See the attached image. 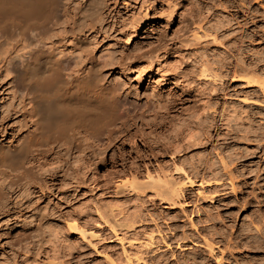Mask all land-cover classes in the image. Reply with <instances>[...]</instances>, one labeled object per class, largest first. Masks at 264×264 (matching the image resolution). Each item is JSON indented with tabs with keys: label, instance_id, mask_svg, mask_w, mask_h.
Segmentation results:
<instances>
[{
	"label": "rangeland",
	"instance_id": "374dc122",
	"mask_svg": "<svg viewBox=\"0 0 264 264\" xmlns=\"http://www.w3.org/2000/svg\"><path fill=\"white\" fill-rule=\"evenodd\" d=\"M59 1H60L59 2L60 4L57 7L58 9L56 10V17L53 18V21L50 24H48V26L41 28L40 34L37 37L38 40L35 41L34 43H32L31 45L30 44L28 45V43L26 41L21 40V36L18 34H15L12 32H10V33L5 32L2 34L0 33V117L2 115V120L0 118V143H7L8 140H10L12 137H16L17 134L19 133V131L21 130L20 127H21L23 122L20 123L19 121L20 120L23 121V118H24L23 110L29 106L27 104L26 93L23 92L21 90L20 86L18 85L19 83L17 81L18 80L17 74L20 71H24L26 73L29 72V74H30V72L34 70V65H33L34 58L42 52L43 53H54L56 55V58L58 57L62 62L64 61L63 63L65 64V73L67 75L68 74H75L77 71L81 72L84 69L86 70L87 67H91L92 63L100 64L101 72L103 74V78L101 80V83L105 84V85L113 86L115 88L117 94H118L117 96H119V98L122 100V104H123L120 108V111H119L120 119L116 122L117 124L115 125V131H116V129H118L117 125H119L120 121L124 119L127 122L130 121V123L127 124V126H129V124H130V126H129V128L128 127L126 128L125 132H127V131L128 132L123 133V134H125V136L127 134H129V135H127L125 137V140H119V141H118V139L116 140L117 142L114 143L115 145H117V149H116V146L114 144H110V145L105 144L106 141L104 142L105 136H103V134H104V132H103V134L101 133L102 135L101 134L97 135V138H95L97 140V142L95 141V139L89 140L90 145H92L91 147L90 146L89 147L91 149H93L92 151H91V149L86 150L85 148L84 149L82 148L78 152L77 151L73 152V154L70 155L71 157L70 156L66 157V159L70 163V164L68 163V167L71 165L70 166L71 171L74 170L73 166H74V168H76L75 170L77 172L79 170L78 175H79V173H80V175H79V178L78 177L77 178L80 180H77L76 174L73 175L70 173V169L67 166L63 167V164H60V162L64 163L62 161L63 158L60 157L61 155L57 156L54 153L47 154L44 158L45 163L44 164L42 163L44 166L42 165L41 171L40 170H38V171L41 172V174H43L44 176H46V179H48V181L50 182L51 187L54 186V188L52 187L53 188L52 189L49 187L48 191L42 190V192H43V195H42V192L39 191L38 187H35L36 190L35 189L34 190L29 189L28 190L29 193L32 194V195H30V194H28V192L26 193L24 191L23 187H21L20 185H17L16 190L12 191V192L10 191V194L6 197L7 202L4 203L5 200L3 201L2 206L4 208L3 207L1 208V206H0L1 213L4 209L3 213L2 214L0 213V264H5V263H7V264H16L17 263V264H19L20 261H22V263H20V264H25V263L27 264L28 262H29L28 264L31 263L30 260L29 261L26 260V256L28 257V255H30L32 252L37 253L39 251L37 249L38 244L36 243L37 238H34L35 234H36L35 228H36L37 224H35L36 222L33 220L34 217L32 216V212L34 209L37 208V206L39 207L40 205H41L40 206L41 208L44 205L43 208L44 209L46 208V211L49 210V214L46 213L44 210L45 215L47 214L48 217H47V215L45 216L46 221L44 220V222H43L44 224H42L44 227L41 226V229L42 228L45 229V230L42 229V231L45 234V241L43 242L42 247H45L46 249L48 248L47 249L48 251H46V249L45 250L43 249V250L45 251L46 256H51L52 259L55 258V260H57L56 258H58V257L61 258V256H62L61 260H59V258H58V261L68 260L69 264H106V262H107L106 257H108L110 255L111 257H113V259H115L114 256H116V259H119V260L121 258L122 259L121 263L125 264L126 263L125 256H122V255H132L131 258H132V261L134 263L131 261L130 264H151L153 262V260L151 261V259H149V261L147 263L149 256H153V255L155 256L156 255L157 256V258L155 256V260L157 259L156 261H160L166 257L165 259H167V264H175V260H181L182 258H184L186 256H192V254H199L202 256L207 255L205 252L206 250L203 247L202 239L200 238L201 236H199V235H198L199 237L196 236V233H195V230L193 229V227H190V229L187 228V227L191 226V225H189V223H191V222H189L187 220V218H185V217H189L188 219L190 221L194 220L193 223L196 224L195 225L196 229L199 227L200 228L204 227V226H206V228L210 229V227H209L210 225L211 226L217 225V227H218L219 224H221L225 221V213L223 211L227 210V209H226V207L223 206L224 200H226V199L229 200V198L231 197V195L229 194L230 192L227 189L224 190V188L222 187V190L213 191L209 187H207L209 189H206L205 186H201V188H200V186L197 187V185L193 186L194 189L192 188V186H190V188H191L190 189L189 186L187 184H185L184 185L186 187V189L184 187V195L185 196L183 198H179L178 200L179 201H180V199H182L183 201L186 200L185 203L189 202V204H186V205L184 203L181 204L182 205L181 208H185V206H186L185 212L184 211L182 212V209L180 208L181 205L179 206L178 204H176V206L174 205V207H171V206L169 207L168 203H166L165 201H162L160 198H158L154 195L156 197L155 198L153 196L152 191H150L149 189H146L147 191L144 190V192L140 191L142 189H135V190H137V192L134 190L135 192L131 191V193H130V190L125 191L121 188L120 189V190H122L121 193L123 192V194H121L120 190H119L120 186H118L117 184H118L119 179H123V180L126 179V181L127 180L129 181V180H131V177L133 175H137V174H138L137 177L139 176L138 180L140 182H142V181L146 180L145 176H147L146 174H148V172L153 173L154 175L153 174H151V175H153L154 177L157 175L163 176L165 173L168 175V177L170 175V179L174 178V180L176 179L177 181H183L184 182L185 175L183 172L178 173L179 171H175L174 169H168L167 167H169V168L173 167L174 168V164L175 163L179 164L178 160H181L182 164H184L182 166H184V168L187 169L186 171H187V173L189 172V175H190V173L191 174L192 173L197 174L198 172H199L198 175L203 174V172L209 173V171L207 169H206L207 171L204 169V168H206V165L200 164L199 162L202 160L208 159L209 162H210V160L212 161L211 164L215 163L214 161L216 160V164H217L219 157L216 155V152L217 153L220 152V150H218L217 147H225V150L230 148V149H228V151H230V152L231 151L241 152L240 150L238 151V150L233 149V147H236V145H238V144H241L240 145L241 147H243V146L245 147L246 144H251V142L242 141L240 139L239 140L237 139L238 141L232 140L234 138L229 139V141H227L228 139H225L224 140L225 142H224L222 139L225 137L224 136L225 130L228 131L231 129L230 127L226 128L225 123H226V121H228L227 125L228 126L230 125L231 127H235V124L236 125L241 124V125H243L242 127H245V128H246V124H249L248 126L253 127V129L260 127L262 124H264V116H262V114L264 113V99H263V97L261 96L262 98L257 100V98L254 96V93H253L254 88L248 87L245 84L244 79L243 80L242 79H235L234 80V79H232L231 76L223 77V78H221L222 79L221 81H220V78L216 79V80H213L212 78L211 79L210 78L204 79V77H202L198 74V68H199V65L201 64L202 60L203 59H204L203 61L206 60V57L205 58L202 57L203 55H208L207 59L208 58L210 59L209 60L210 62L208 61V64H210L209 67L214 66V67H212L214 70H216L215 68L218 67V64H217L218 61L221 59L222 60L224 59L221 57V55L223 57H226V58L230 57L231 60L229 59V61L233 62L234 65H235L234 61H236L237 58H240V56L243 57L244 60H246L247 58L253 57V56H258V55L253 54V53L255 51L260 52L264 48V44H262V43H264V38L263 39L262 38L261 39L256 38L252 42H251V39H246L244 41V43H241L240 40L242 38V34L248 33V31H251L254 27L246 19V18H248L247 16H249V17L250 16H256L255 18L258 19L259 18L258 16H261L262 15L261 12L264 10V5H263L264 0H262V1L261 0H258V1L251 0L249 3H247V4L245 3V5L241 2L242 6H239L237 4H232L231 0L230 1L229 0L228 1L227 0H116V1H114V3L116 2L115 3L116 5L113 3V0H108L109 2L107 0H104L106 2V5L104 2L103 11H102L104 15H102V16H103L104 22H105L104 26L107 25L106 29H107V27H109L108 28L109 31H108V29L106 30L105 27L103 26L105 31L102 29L100 34L98 33V35L96 34L93 36L94 40H93V38H92V40L94 42L91 40L89 42V44H92V43L93 44L91 46L90 45L88 46V48L91 51L90 55L85 54V52L82 49L72 47L69 43L67 44V42L61 43V42L57 41L56 37L53 38V35L57 31L58 26L60 25V23L65 18V13H67L68 11L70 13L72 12L73 9L69 8V7L70 6L74 7V5H76V3H77V2H75L77 0H59ZM69 4H71V5H69ZM104 7H106V8H104ZM104 12L106 13V15ZM107 17H108V19H107ZM133 17H134V19L135 18L137 19V17H138L137 20H139V18H140V25L136 29L137 31L135 29H131L130 28L131 23H128V21H127L129 19H132ZM234 18H235V20H234ZM134 19H132V20H134ZM243 19L244 20L246 19V20L244 21ZM132 20H129V22H132ZM219 21H220V23H218ZM125 22H127L128 24H126ZM223 22H225V23L227 22L226 24H228V25H225V23H223ZM112 23H114V24H112ZM215 23H218L221 25L223 23V25H225V26H220L221 28H219L217 31L216 30L214 31V28H212V25L215 26ZM125 27H126V29H125ZM216 28H218V27L216 26ZM257 28H258V26H257ZM246 29H248V31H246ZM11 30L13 31L14 28ZM128 31L130 33L131 32L132 33L130 34ZM104 32L106 35L105 34L103 35ZM204 33L208 34V38H206L204 36L205 35ZM195 34H199V36L201 35L205 38L202 39V37H201L200 40L198 39L199 41L197 39H194V41H193L192 38ZM209 34H211L212 36L210 37ZM50 35H52V36H50ZM99 35H102V36H99ZM213 35H215V36L220 35L219 37H220V39L222 37L223 41L221 42L220 39L218 41H220V43H223L221 45H224V46H221L220 43L218 45V43H217L218 41L216 42L213 40ZM49 36L52 38H50ZM127 36L129 37L128 41H127ZM237 38H238V40H237ZM212 40L214 42H212ZM183 42H185L187 48H185V44ZM180 43L182 46L180 45ZM192 43H193V45H192ZM254 44L255 45L259 44L260 46L254 47ZM159 45L162 48H159L160 50L159 49L157 50V47H159ZM164 45H166V46H164ZM167 45H168V47H167ZM201 47L206 48V49H202ZM260 47L262 49H260ZM155 48L157 51L155 50ZM178 48H179V50H178ZM194 48L198 52H196L194 50ZM77 49H79V50H77ZM153 49L158 54V55H156L157 57L155 56V51H153ZM185 49L186 50L189 49V50L186 51ZM208 49L210 51H208ZM151 50L153 52L152 55L154 54L153 56H155L156 59L155 58L153 59L152 56L151 57L148 56L150 54ZM170 50H171V52H170ZM201 50H203V51H201ZM184 51L187 53H185ZM190 51H192V52H190ZM194 51H195V54H194ZM200 51H201V53H200ZM181 53H183V54H181ZM191 53H192V55L194 54L196 56L193 55L190 57ZM218 53L221 54L220 57H219ZM184 54L185 55L189 54V56L187 55V57H185ZM234 55H236V56H234ZM180 56L182 57V59ZM183 56L186 58V60L185 59L183 60V58H184ZM192 57L196 58L197 60L193 59ZM200 57H202V58H200ZM149 58L150 59L152 58L151 60H153V61H151ZM190 58L192 60H190ZM226 58H225V60H228V58L227 59ZM233 58H235V60ZM253 58H251V59H253ZM175 59H176V61H175ZM180 59H181V61H180ZM173 60H174V62H173ZM192 61L197 62V63H193ZM183 63H185V64H183ZM262 63L264 64V62H262ZM186 64L188 66L189 65H191V66L188 67ZM194 64L196 67L194 66ZM177 65L179 66V68ZM181 68L182 69L184 68V69L182 70ZM187 68H189V69L191 68L190 71H188ZM168 69H170V71L171 70L172 71L170 72ZM195 69H196V71H195ZM224 70L225 69H223V71ZM181 71H182L183 75H182V73L178 74ZM193 71H194V73H193ZM176 72H177V75L175 74ZM187 75H189V76H187ZM182 76H185L187 78L182 77ZM192 76L194 77V79H191V78H193ZM181 78H182V80H181ZM225 78H227V79L225 80ZM199 80H202V81H199ZM210 80H211V83H210ZM223 80H224V82H223ZM187 81L188 82L190 81L189 84ZM218 81H220V84L218 83ZM208 82L210 84L213 83L214 85H209ZM215 83H216V85H215ZM217 84H219V85H217ZM191 86H193V87H191ZM210 86L211 87L213 86L215 89L216 88L217 89L215 90L212 88L213 90H215V91H212ZM221 86H223V87H221ZM200 88H201V90H200ZM195 90H196V92H195ZM181 91L182 92L184 91V92L182 93ZM197 91L200 93H198ZM203 92H205V93H203ZM225 92H227L229 94H227ZM216 94L218 97L214 96ZM218 94H220V96ZM222 94H224V96ZM245 94H247V95H245ZM176 95H178V96H176ZM192 95H194V97ZM197 95H201V96H197ZM181 96L184 98L182 99ZM192 99H193V101H192ZM197 99H199V100H197ZM200 99H201V101H200ZM215 100H217V101H215ZM161 101L168 102L169 105L167 103L165 104ZM171 101H173V102H171ZM178 101H180V102H178ZM212 101H214L215 104ZM190 102L191 103L194 102V103L191 104ZM260 102H263V103H260ZM212 103L215 105V107ZM26 104H27V106H26ZM162 104H165V107H166L165 109H164V105L162 106ZM195 104H197V105H195ZM201 104H202V106H201L202 109L200 108ZM186 105H188V107ZM250 105H251V107H249ZM157 106H159L158 107L159 111L157 109ZM160 106H162V107H160ZM173 106L175 108L177 107L179 109H177V108L175 109ZM178 106H181V107H178ZM194 106H195V108H194ZM219 107H220V109H219ZM225 107H226V109H225ZM232 107L233 108L235 107L234 111H236L237 113H241L240 116L236 112H234L233 110L230 109ZM192 108H194V110ZM236 108H237V110H236ZM240 108L242 110L244 109L246 111L245 112L241 111ZM156 109L158 112L156 111ZM166 109L169 111L165 112ZM183 109H184V111H183ZM195 109H199V110H195ZM223 109L226 111H224ZM5 110H7L8 112ZM161 110H163L166 114V115H164L166 117L164 119L165 121L161 119V115H162L161 112L164 113ZM191 110H193V111H191ZM200 110H202V111H200ZM216 110H218V111H216ZM3 111L8 113V114L6 115V113H4L6 116H3ZM181 111H182V114H181ZM220 111L222 113H220ZM229 111L233 112V115L236 119H237V117H241V116L245 117L247 115L246 113H248V115H251L254 117L252 120L253 122L251 121V123H250L247 120L244 121V119L243 120L241 119L242 120V122H241V120L239 118L236 120L234 117H231L233 115H231L232 113L230 114ZM201 112H203V113H201ZM155 113H157V114H155ZM189 113H190V115H189ZM192 113H195V114H192ZM196 113L198 114V116H196L197 115ZM205 113H208V115H210V116H208ZM154 114H155V116H154ZM172 114L174 117L172 116ZM253 114L254 115L257 114V115L254 116ZM223 115H225V116H223ZM229 115H230V117H229ZM236 115H237V117H236ZM22 116H23V118H22ZM188 116L191 117V120H190V117H188ZM201 116H202V118H201ZM226 116H228V117H226ZM168 117H171V118L169 119ZM156 118L157 119L160 118L159 120H161V123H160V121L158 122V120H156ZM180 118H182V119H180ZM196 118H199V119H196ZM204 118H206V120H205L206 123H204L205 121H201V119L204 120ZM223 118L226 120H224ZM175 119H176V121H175ZM194 119H196V120H194ZM166 120H168L170 122H168ZM171 121H173L172 124H171ZM179 121L181 123H179ZM190 121H191V123H190ZM195 121H197V122L193 124V122H195ZM221 121H222V123H221ZM156 122L159 124H156ZM200 122L203 125L198 127L199 125H201ZM152 123H154V124H152ZM162 123H164V125H162ZM167 123H169L170 126H168L169 124H167ZM174 123L178 124V128H177V124L174 125ZM218 123L223 128H225V129H223L222 127L219 128L220 130H223V131H220L217 128V126H219ZM179 124L181 125L180 127H179ZM182 124H184V125H182ZM196 124H197V126L194 127ZM185 125L187 127H185ZM214 125H216V127H213ZM183 126H184V129H183ZM190 126H192V127L190 128ZM17 127H18V131L16 129ZM172 127H173V129H172ZM175 127H176V130H174ZM165 128L169 129V130L167 131ZM185 128H187V129H185ZM192 128H194V129L197 128L195 130L193 129L196 132H194V133L191 132V131H193ZM181 129H183V130H181ZM215 130H216V132H215ZM171 131H172V133H175L174 131H178L179 134L176 132L175 133L176 136L174 135L175 136L174 137L171 134ZM201 131H202V133H201ZM180 132L182 133V135L184 134L183 137L185 138V140H186L187 134L190 133L189 135H191V133H193L194 135L193 134L191 135L193 137V138L191 137L192 139L187 136L188 141L187 140L185 141L183 139V137L180 138L182 136ZM219 133H221V135H219ZM14 134H15V136H14ZM162 135L164 136V138H166L169 141V143H168V141H166V144H165V139L163 141V139L160 138V137L163 138ZM166 135H167V137H166ZM171 135L173 137V140L170 139V138H172ZM203 135L208 136L209 141L206 142V140H204ZM217 135L219 136V138H217L218 137ZM130 136L133 137L134 139L131 138ZM221 136H222V138H221ZM98 138H100L101 140L100 139L98 140ZM189 138L192 141V143L189 140ZM194 138L196 141L194 140ZM158 139H161V140H158ZM179 139L181 142L179 141ZM210 139L213 142L211 141V143H210ZM215 139H217V141ZM171 140L173 141L172 143H170ZM176 140L179 142V143L176 142V144L182 143L179 145L181 147H183V145H184V147L187 146L188 143H191L194 146H192L191 144L190 145L188 144L189 146L185 147L186 151H184V148H181L177 145L180 148V149H178V147H177V150H181L182 152L181 151L174 152L173 149H170L171 146L169 144L175 143L174 141H176ZM193 140L196 143L197 142L200 143L201 145L198 143H197V145H196V143L193 144ZM198 140H200L202 142H200ZM126 141H128V142H126ZM155 141H157V142H155ZM161 141H162V144L164 142L163 145H161ZM183 141H185V142H183ZM143 142H145V144ZM186 142H188V143H186ZM205 142H206V144H205ZM94 143H95V146L93 145ZM216 143L218 144V146ZM221 143L224 144L225 146L224 145L220 146V145H222ZM235 143H236V145H235ZM152 144H155V145L152 146ZM156 144H157V146H156ZM106 145H108V147ZM227 145L228 146L230 145V146L227 147ZM100 146H102V147H100ZM104 146H105V148H104ZM165 146H167V147H165ZM112 147H114V149ZM168 147H170V148H168ZM102 148L106 149V151L102 150ZM161 148H163V152L161 151L162 150ZM207 148H208V150H207ZM82 150H84V151H82ZM156 150H158V151H156ZM169 150L170 151L173 150L171 152L172 154H169L170 153ZM204 151H206V152L208 151L207 152L208 154L206 152L204 153ZM112 152H114V153H112ZM178 152H180V153H178ZM230 152H228V153H230ZM258 152H260V151H258ZM258 152L256 150V156H259V157H254V156L249 157V158L245 159V164L246 165H252V166L258 164L261 166V168H264V156L260 155L262 153V151L260 153H258ZM176 153H178V154L176 155ZM228 153L227 152L223 153V155H226ZM85 154L88 156H86ZM203 154H205L204 157H208V155H209V157L211 156L212 158L210 157L211 159L210 158L204 159ZM194 155H195V159L193 157ZM199 155H201V157ZM170 156L171 157L173 156V157L171 158ZM183 156H185V157H183ZM196 156H197V159H196ZM186 157H187V159L189 157L190 158L192 157L194 159V161L192 158H191L192 160L189 158L188 160H186V162L188 161L189 165H188V163L186 165V162H185ZM198 157H200V159ZM57 158L60 160H58ZM176 158H178V159H176ZM174 159H175V161H174ZM189 160H190V162H189ZM198 160H200V161H198ZM173 161H174V163H173ZM191 161H193V162H191ZM133 163H135L136 165ZM195 164H198V166H197L198 170H197V168H195L196 167ZM60 165H62L63 170L65 169V167H67L66 168L67 171L64 170V172H63L64 174L66 173L67 176L64 175V176H66L64 178L63 173H59L60 175L58 174L57 178L49 177V173L50 174L53 173L50 171H54V169H55V171L60 170V167H61ZM191 165H193V166H191ZM194 165H195V167H194ZM136 166H138V167H136ZM217 166H219V164H217ZM160 167H161V170L163 169L165 171L164 173L159 170ZM163 167L165 169H167L168 171L166 172V170ZM186 167H188V168H186ZM138 168H140V169H138ZM146 168H148V169H146ZM148 170H150V171H148ZM172 170H173V172H172ZM200 170H202V171H200ZM55 171H54V173H55ZM170 171L173 175L170 173ZM196 171H198V172H196ZM42 172H44L45 174ZM47 172H49V173H47ZM132 172H133V175H132ZM200 172H202V173H200ZM47 174H48V177H47ZM68 174L69 175L71 174V177H69ZM181 174L184 176H182ZM194 174H192V175H194ZM262 174H263L262 178H264V172ZM176 175L179 176V178H176L177 177ZM72 176L75 179H73ZM238 179L242 180L241 177ZM238 179H237V181H239ZM51 180L54 183H52ZM73 180H75L76 182ZM60 181H63V182H61V184H60ZM77 181L78 182L80 181L81 184L79 185L80 182L78 183ZM261 182L259 184L263 185ZM64 183H65V186H64ZM58 184H60L62 186H60ZM56 185L59 188L56 189V187H57ZM117 186H118V188H117ZM202 187H204V189ZM21 188L23 191L21 190ZM62 188H63V190H62ZM124 189H125V187H124ZM59 190L61 192H59ZM191 190H192V192H191ZM204 190H205V195L203 193ZM197 191H200L202 193L201 194H200V192L197 193ZM211 191H213V192L211 193ZM35 192H36V194H34ZM47 193H49V194H47ZM206 194H207V196H206ZM28 195H30V196H28ZM195 195H197L196 196L197 199H196ZM201 196H206L208 198L206 199V197H203L204 199L201 200V198H202ZM192 197H193V200H192ZM189 199H190V201H189ZM25 201H27V202H25ZM183 201H180V202H183ZM28 203H30V204L33 203L31 208L28 207L29 206ZM197 203H198V205H196ZM34 204L35 205L38 204V205L35 207ZM99 204H100V206L102 205V207H101L102 209L104 207L106 209V207H109V206H110L109 207L110 209L107 208L106 210H108V211H105L104 209H103V211H97V210H101V208L99 207ZM189 205H191V206L189 207ZM194 205H196V206H194ZM45 206H47V207H45ZM97 206L99 207V209ZM197 206H199V207L197 208ZM27 207H28V210H27ZM94 208L97 210H94ZM187 209H188V211H187ZM196 209H199L198 213H197ZM204 209H207V211ZM209 209H210V211L211 210L212 211L210 212ZM253 209H256V207L250 208V209L246 210L245 212L240 211L238 213V215L235 217L236 219H234L233 222H230V223H232L231 229H233V230H239L240 229L241 230V225L243 224V222H247L249 220V214L252 213ZM30 210H32V211L30 212ZM189 210H191V212ZM217 210L220 211V215L218 214L219 217L221 216L220 218H218V216H216V212H218ZM104 211L109 212L107 214H110L111 218L113 216V220L115 219L117 222L120 221V223L122 222L124 224L125 223H127V224L134 223V224L131 227H129V229L126 228L127 225L121 226L122 228L119 226L121 229L119 227H115L114 231H116V232L113 233V232H111L112 229L110 228V226H108L109 224L108 223L104 224L105 220L100 219L101 217L104 218V215H105L103 213ZM99 212L100 213L102 212L103 216ZM181 212L185 213V215L182 214ZM205 212H206V214L207 213H209V214L213 213L215 219H213V220L205 219L204 218L206 215ZM98 214L101 216H99ZM179 216H182V217H179ZM202 216H204L203 219H202ZM199 217H200V219H199ZM222 218L224 219L223 221L221 220ZM67 222H76L82 228L87 230V233L94 232V233H96L97 236H95V238H93V237L90 238L89 234H87V238L85 237L86 239H84V238L81 239V237L78 236L79 234H77L75 232L71 233V232H69V230H67V228H65L66 227L65 223H67ZM230 223H228V224H230ZM21 225H23L24 227L22 228ZM260 225H261V223H260ZM56 227L58 229H61V228L62 229L58 230ZM200 228H199V230L201 231ZM31 229L33 232L30 231ZM52 229H54V231H56V233H58V234L55 235V232H53ZM50 230H52V231H50ZM181 230L183 232H185L186 234L188 232H190V233L193 232L192 233L193 235L190 233L187 234V235H189V237L187 238L188 241H187V239H184V240L182 239L181 233H179V232H182ZM187 230H189V231H187ZM27 231H29L31 233L29 235L28 234L26 235V233H24V232H27ZM33 233H34V235L31 236V234H33ZM59 233H61V234H59ZM24 234L26 237L24 236ZM63 234H64V236L65 235L66 236L65 237L63 236V238H62ZM113 234H118L117 235L118 237L114 236ZM173 234H175L174 237H172ZM149 235L153 239L151 238V240H150ZM177 235L179 238L177 237ZM30 236L34 239H32ZM55 236H57V237H55ZM50 237L51 238L53 237V239H51ZM161 237H162V239L164 238V240H161ZM55 238H57V239L55 240ZM121 238H122V240H121ZM170 238H172V239H170ZM173 238H175V240ZM197 238H199V240ZM46 239H50V240H46ZM58 239L61 242H59ZM65 239H67V240H65ZM194 239L197 240L194 242L195 244L192 242V241H194ZM33 240H36V242L34 241L37 244V245H35L36 252L34 250L33 244H35V243L33 242ZM119 240H121V241H119ZM211 240H213V239H211ZM15 241L16 242L18 241V242L16 243ZM47 241H49V242L46 243ZM165 242H167L168 244L166 245ZM44 243H45V246H43ZM145 243H147L148 245L146 244L147 246H145L144 245ZM152 243H153V245H152ZM179 243H181V246L183 245V243H184V245L180 248L179 246H177V245H179ZM151 249H152V251H151ZM122 250H124V252L126 251L125 254ZM238 250L236 249L235 253L240 252V254L245 255L247 257L246 260L249 261L248 264H250V257H251V255H253L254 250H248V249L244 250L242 247H239ZM49 251H50V253H48ZM53 251H57V252L53 253ZM62 251H63V253H62ZM58 252L59 253L61 252V254H59ZM145 252L147 254H145ZM45 253H44V255H45ZM171 254H173V255H171ZM34 255H37V254H34ZM63 255L64 256L66 255L65 258ZM119 255H121V256H119ZM147 255H148V257H147ZM13 256H15V257H13ZM117 256L120 258H117ZM135 256H137V257L141 256L142 261H141V259L135 260L136 259ZM23 258H25V259H23ZM146 258H147V260H146ZM25 260L27 262H25ZM119 260L116 262H120ZM227 260H224V262L222 264H239V262L234 263V261H231L230 258H227ZM135 261H137V262H135ZM45 263H46V260H43L42 263L38 262L35 264H45ZM245 264H247V263H245Z\"/></svg>",
	"mask_w": 264,
	"mask_h": 264
},
{
	"label": "bare ground",
	"instance_id": "6f19581e",
	"mask_svg": "<svg viewBox=\"0 0 264 264\" xmlns=\"http://www.w3.org/2000/svg\"><path fill=\"white\" fill-rule=\"evenodd\" d=\"M108 1V0H107ZM114 1L116 0H113V3ZM228 1V0H227ZM230 1V0H229ZM251 0H231V3L232 4H237L239 6H242L241 5V2L245 5V3H249ZM258 1V0H256ZM255 1V2H256ZM262 1V0H261ZM60 1L59 0H0V33H7V32H12V33H15V34H18L21 36V40H24L28 43V45L34 43L35 41H37V37L38 35L40 34V31H41V28L42 27H46L48 26V24H50L52 21H53V18L56 17V10L58 9V5L60 4L59 3ZM77 2L76 5H74V7H69V8H72V12L69 13H65V18L64 20L60 23V25L58 26L57 28V31L55 32V34L53 35V38H57V41L58 42H61V43H65L67 42V44L69 43L72 47H75V48H79V49H82L85 54H89L91 53L90 49L88 48V46L92 45V44H89V42L92 40L93 36L94 35H98V33L100 34V32L102 31V29L105 31L106 29V26H104L105 22H104V18L102 15L103 14V6H104V0H77L75 1ZM109 2V1H108ZM116 3V2H115ZM114 3V4H115ZM230 3V2H229ZM230 3V4H231ZM71 5V4H69ZM105 5H106V2H105ZM116 5V4H115ZM264 5V4H263ZM73 6V5H72ZM235 6V5H234ZM237 7V6H236ZM106 8V7H104ZM174 10V9H173ZM224 10V9H223ZM243 10V9H242ZM246 10V9H245ZM173 12V11H172ZM105 13V12H104ZM262 15L261 16H258L259 18L256 19L255 17L256 16H247L248 18H246L254 27L251 31H248V29H246V31H248V33L246 34H242V38H241V43H244V41L246 39H251V42L254 41V39L256 38H264V10L261 12ZM111 14V13H110ZM106 15V13H105ZM166 15V14H165ZM172 15V14H171ZM106 18V17H105ZM231 18V17H230ZM108 19V17H107ZM134 19V17L132 18ZM132 19H129V20H132ZM138 19V17H137ZM136 18L134 20H132V22H129L128 23H131L130 24V28L131 29H137L140 25V18L139 20H137ZM142 19V18H141ZM245 19V20H246ZM235 20V18H234ZM233 20V21H234ZM244 20V19H243ZM244 20V21H245ZM116 22V21H115ZM126 24H128L127 22H125ZM220 23V21L218 22ZM218 23H215V26L212 25V28H214V31L218 30L219 28H221L220 26H225V25H228L226 24L225 22V25H222L221 24H218ZM238 23V22H237ZM110 24V23H109ZM114 24V23H112ZM213 24V23H212ZM230 24V23H229ZM260 24V25H259ZM103 26L105 27V29L103 28ZM216 26L218 28H216ZM258 26V28H257ZM116 27V26H115ZM14 30L12 31L11 29ZM109 27H107L108 29ZM129 28V29H130ZM106 29V30H107ZM111 29V28H110ZM117 29V28H116ZM126 29V27H125ZM141 29V28H140ZM114 30V29H113ZM109 31V29H108ZM112 31V30H111ZM115 31V30H114ZM130 31V30H129ZM128 31V32H129ZM137 31V30H136ZM139 31V30H138ZM54 33V32H53ZM107 33V32H106ZM130 33V32H129ZM132 33V32H131ZM130 33V34H131ZM105 34V32L103 33V35ZM205 34V33H204ZM106 35V34H105ZM110 35V34H109ZM128 35V34H127ZM52 36V35H50ZM49 36V37H50ZM99 36H102V35H99ZM108 36V35H107ZM129 36V35H128ZM127 36V41L129 39V37ZM193 36V35H192ZM206 38H208V34L206 33L204 35ZM209 36L211 37L212 35L209 34ZM220 36V35H219ZM219 36H215L213 35V40L214 41H218L220 39ZM223 36V35H222ZM204 39L205 37L203 36H199V34H195L193 36V41L194 39ZM219 37V38H218ZM52 38V37H50ZM96 38V37H95ZM223 38L221 37L220 41L222 42ZM259 39V40H260ZM94 40V38H93ZM92 40V41H93ZM198 40V41H199ZM212 40V42H214ZM238 40V38H237ZM183 41V40H182ZM186 41V40H185ZM192 41V42H193ZM220 41H218V45L220 43ZM250 41V40H249ZM94 42V41H93ZM185 44V42H183ZM182 43V44H183ZM199 43V42H198ZM238 43V42H237ZM258 43V42H257ZM195 44V43H194ZM223 44V43H220V45ZM264 44V43H262ZM181 45V43H180ZM188 45V44H187ZM193 45V43H192ZM191 45V46H192ZM235 45V44H234ZM253 45V44H252ZM162 46V45H161ZM166 46V45H164ZM182 46V45H181ZM221 46H224V45H221ZM260 45H255L254 44V47H259ZM168 47V45H167ZM237 47V46H236ZM159 48H162L160 47H157V50ZM183 48V47H182ZM185 48L186 47V44H185ZM193 48V47H192ZM202 48V47H201ZM200 48V49H201ZM239 48V47H238ZM237 48V49H238ZM77 49V50H79ZM199 49V48H198ZM197 49V50H198ZM202 49H206V48H202ZM260 49H262L260 47ZM264 49V48H263ZM262 49V50H263ZM156 50V48H155ZM153 49V51H155ZM156 50V51H157ZM160 50V49H159ZM162 50V49H161ZM179 50V48H178ZM183 50V49H182ZM181 50V51H182ZM186 50V49H185ZM189 49H187L186 51H188ZM191 50V49H190ZM193 50V49H192ZM195 50V48H194ZM261 50V51H262ZM155 51V56L158 55ZM196 51V50H195ZM195 51H194V54H195ZM203 51V50H201ZM200 51V53H201ZM208 51H210L208 49ZM235 51V50H234ZM238 51V50H237ZM241 51V50H240ZM259 52V51H255L253 54H256L258 56H253V57H250V58H247L246 60L243 59V57L240 56V58H237L235 62V65L233 62L229 61L230 57H227L228 60H225L226 57H223L220 53H218L219 57L221 55L222 58H224L223 60H219L218 61V67H216L214 70L212 67H209L210 64H208V61L210 60L209 58L207 59V56L208 55H203L202 57H206V60L201 62V64L199 65V68H198V74L202 77L205 78H212L213 80H216V79H219L220 78V81L222 80L221 78L223 77H226V76H231L232 79H244L245 80V84L248 86V87H253L254 90H253V93H254V96L258 99H261L263 97L264 99V64L262 62H264V50L262 52ZM171 52V50H170ZM180 52V51H179ZM183 52V51H182ZM185 52V51H184ZM192 52V51H190ZM198 52V51H196ZM205 52V51H204ZM242 52V51H241ZM152 50L150 52V54L148 56H152L153 59L156 57L152 55ZM167 53V52H166ZM165 53V54H166ZM187 53V52H185ZM243 53V52H242ZM170 54V53H169ZM180 54V53H179ZM183 54V53H181ZM193 54V55H194ZM198 54V53H197ZM235 54V53H234ZM244 54V53H243ZM252 54V55H253ZM185 55V54H184ZM189 56V54H187ZM187 55H185V57H187ZM192 53L190 55L193 56ZM237 55V54H236ZM234 55V56H236ZM196 56V55H194ZM201 56V55H200ZM233 56V57H234ZM91 57V56H90ZM181 57V56H180ZM184 57V56H183ZM183 58V60L186 58ZM198 57V56H197ZM200 57V58H202ZM211 57V56H210ZM232 57V56H231ZM92 58V57H91ZM193 59H196L194 57H192ZM199 58V57H198ZM226 58V59H227ZM253 58V59H251ZM150 59V58H149ZM152 59V58H151ZM150 59V60H151ZM158 59V58H157ZM182 59V57H181ZM180 59V61H181ZM235 60V58H233ZM121 60V59H120ZM189 60V59H188ZM187 60V61H188ZM190 60H192L190 58ZM189 60V61H190ZM197 60V59H196ZM231 60V59H230ZM122 61V60H121ZM153 61V60H151ZM176 61V59H175ZM195 61V60H194ZM249 61V62H248ZM64 62V61H63ZM58 57L56 58V55L54 53H40L38 54L34 60H33V65H34V70L30 72H24V71H20L18 72L17 74V81H18V85L20 86L21 90L23 92L26 93V99H27V104L29 107L25 108L23 110V121L20 120L19 122H23L21 127H20V131L19 133L17 134L16 137H12L10 140H8L7 143H0V206L1 208L3 207L2 204H3V201L4 203L7 202V196L10 194V191H15L16 190V186L17 185H20L21 187H23L24 191L28 194L29 193V189L31 190H36L35 187H38L39 191L42 192V190H46L48 191L49 190V187L50 188H54V186L51 187V184L50 182L48 181V179H46V176H44L43 174H41V172H39L38 170L41 171L42 169V165L45 163L44 161V158L47 154L49 153H54L56 154L57 156H60L61 158H63V162L64 163H61L60 164H63V167L64 166H67L68 167V160L66 159V157L70 156L73 154V152L75 151H79L80 149H91L90 147L92 145H90L89 143V140L91 139H95L97 138V135H100L101 133L103 134V136H105L104 138V142L106 141L105 144H114L115 142H117L116 140L118 139L119 140H125V137L129 134H127L125 136V134L123 133H127L125 132L126 131V128L130 126H127L129 122L125 121L124 119L120 121L119 125L118 126V129H116L115 131V125L117 124L116 122L120 119V108L121 106L123 105L122 104V100L119 98V96H117V92L115 90V88L113 86H110V85H105V84H102L101 83V80L103 78V74L101 72V66L100 64L98 63H92L91 64V67H87L86 70H82L81 72H76L75 74H66L65 73V64L63 63ZM97 62V61H96ZM119 62V61H118ZM174 62V60H173ZM193 62V61H192ZM210 62V61H209ZM179 63V62H178ZM186 63V62H185ZM183 63V64H185ZM188 63V62H187ZM193 63H197V62H193ZM212 63V62H211ZM233 63V64H232ZM263 65H262V64ZM121 64V63H120ZM175 64V63H174ZM191 64V63H190ZM172 65V64H171ZM187 65V64H186ZM193 65V64H192ZM173 66V65H172ZM178 66V65H177ZM188 66V65H187ZM191 66V65H189ZM188 66V67H189ZM195 66V64H194ZM193 66V67H194ZM196 67V66H195ZM174 68V67H173ZM179 68V66H178ZM177 68V69H178ZM171 69V68H170ZM170 69H168L170 71ZM182 69V68H181ZM184 69V68H183ZM182 69V70H183ZM191 69V68H190ZM189 68H187L188 71H190ZM193 69V68H192ZM223 69H225L223 71ZM186 70V69H185ZM194 70V69H193ZM172 71V70H171ZM170 71V72H171ZM187 71V72H188ZM196 71V69H195ZM175 72V71H174ZM192 72V71H191ZM169 73V72H168ZM182 73L179 72L178 74ZM189 73V72H188ZM187 73V74H188ZM194 73V71H193ZM173 74V73H172ZM177 75V72L175 73ZM183 75V73H182ZM191 75V74H190ZM194 75V74H193ZM169 76V75H168ZM189 76V75H187ZM180 77V76H179ZM182 77H185V76H182ZM193 77V76H192ZM201 77V78H202ZM176 78V77H175ZM174 78V79H175ZM187 78V77H185ZM191 79H194L191 78ZM227 78H225L226 80ZM182 80V78H181ZM188 80V79H187ZM207 80V79H206ZM199 81H202V80H199ZM220 81H218V83L220 84ZM188 82V81H187ZM190 82V81H189ZM188 82V84H189ZM192 82V81H191ZM204 82V81H203ZM207 82V81H206ZM213 82V81H212ZM216 82V81H215ZM224 82V80H223ZM175 83V82H174ZM181 83V82H180ZM205 83V82H204ZM209 83V82H208ZM210 83H211V80H210ZM209 85H214L213 83ZM187 84V85H188ZM206 84V83H205ZM217 84V85H219ZM228 84V83H227ZM241 84V83H240ZM184 85V84H183ZM202 85V84H201ZM204 85V84H203ZM216 85V83H215ZM177 86V85H176ZM181 86V85H180ZM186 86V85H185ZM227 86V85H226ZM193 87V86H191ZM195 87V86H194ZM199 87V86H198ZM197 87V88H198ZM207 87V86H206ZM211 87V86H210ZM220 87V86H219ZM223 87V86H221ZM215 89L213 86L211 87V90L212 91H215L213 89ZM181 89V88H180ZM187 89V88H186ZM196 89V88H195ZM206 89V88H205ZM210 89V88H209ZM248 89V88H247ZM250 89V88H249ZM185 90V89H184ZM188 90V89H187ZM201 90V88H200ZM224 90V89H223ZM252 90V89H251ZM190 91V90H189ZM192 91V90H191ZM211 91V92H212ZM220 91V90H219ZM227 91V90H226ZM171 92V91H170ZM182 92V91H181ZM184 92V91H183ZM182 92V93H183ZM196 92V90H195ZM198 92V91H197ZM236 92V91H235ZM174 93V92H173ZM176 93V92H175ZM192 93V92H191ZM200 93V92H198ZM197 93V94H198ZM205 93V92H203ZM202 93V94H203ZM214 93V92H213ZM221 93V92H220ZM227 93V92H225ZM196 94V93H195ZM229 94V93H227ZM248 94V93H247ZM245 94V95H247ZM171 95V94H170ZM181 95V94H180ZM179 95V96H180ZM188 95V94H187ZM220 96V94H218ZM224 96V94H222ZM175 96V95H174ZM178 96V95H176ZM194 97V95H192ZM197 96H201V95H197ZM214 96H217L214 95ZM262 96V97H261ZM182 97V96H181ZM213 97V96H212ZM218 97V96H217ZM161 98V97H160ZM163 98V97H162ZM176 98V97H175ZM180 98V97H179ZM184 97H182L183 99ZM186 98V97H185ZM200 98V97H199ZM203 98V97H202ZM205 98V97H204ZM244 98V97H243ZM248 98V97H247ZM189 99V98H188ZM191 99V98H190ZM215 99V98H214ZM213 99V100H214ZM262 99V100H263ZM167 100V99H166ZM170 100V99H169ZM178 100V99H177ZM176 100V101H177ZM199 100V99H197ZM212 100V99H211ZM183 101V100H182ZM193 101V99H192ZM201 101V99H200ZM199 101V102H200ZM203 101V100H202ZM217 101V100H215ZM163 102V101H161ZM173 102V101H171ZM170 102V103H171ZM180 102V101H178ZM214 102V101H212ZM245 102V101H244ZM258 102V101H257ZM163 103H167L168 102H163ZM184 103V102H183ZM188 103V102H187ZM191 103V102H190ZM194 103V102H192ZM191 103V104H192ZM260 103H263V102H260ZM26 104V106H27ZM165 104H162V106L164 105V109L166 108L165 107ZM190 104V105H191ZM213 104V103H212ZM215 104V102H214ZM213 104V105H214ZM254 104V103H253ZM169 105V104H168ZM176 105V104H175ZM197 105V104H195ZM199 105V104H198ZM257 105V104H256ZM155 106V105H154ZM160 106V107H162ZM188 107V105H186ZM202 104L200 105V108H201ZM254 106V105H253ZM261 106V105H260ZM24 107V106H23ZM159 106H157V109H158ZM174 107V106H173ZM178 107H181V106H178ZM197 107V106H196ZM215 107V105H214ZM251 107V105L249 106ZM255 107V106H254ZM175 108V107H174ZM177 108V107H176ZM175 108V109H176ZM195 108V106H194ZM194 108H192L194 110ZM218 108V107H217ZM224 108V107H223ZM235 108V107H234ZM233 107L230 108L231 110H235ZM156 109V111H157ZM161 109V108H160ZM179 109V108H177ZM202 109V108H201ZM220 109V107H219ZM226 109V107H225ZM229 109V110H230ZM241 109V108H240ZM239 109V110H240ZM251 109V108H250ZM154 110V109H153ZM191 110V111H193ZM195 110H199V109H195ZM214 110V109H213ZM222 110V109H221ZM224 110V109H223ZM228 110V109H227ZM237 110V108H236ZM7 111V110H5ZM159 111V109H158ZM157 111V112H158ZM163 111V110H161ZM169 110H165V112H167ZM173 111V110H172ZM184 111V109H183ZM202 111V110H200ZM210 111V110H209ZM215 111V110H214ZM218 111V110H216ZM226 111V110H224ZM241 111H246V110H242ZM248 111V110H247ZM8 112V111H7ZM164 112V111H163ZM164 113L161 112V119L164 120L166 117L164 115H166ZM230 112V111H229ZM228 112V113H229ZM236 112V111H234ZM243 112V113H244ZM6 112L3 111V116H6L8 113H6V115L4 114ZM180 113V112H179ZM178 113V114H179ZM200 113V112H199ZM203 113V112H201ZM220 113H222L220 111ZM232 113V114H231ZM237 113V112H236ZM242 113V114H243ZM250 113V112H249ZM254 113V112H253ZM157 114V113H155ZM154 114V116H155ZM181 114H182V111H181ZM192 114H195V113H192ZM191 114V115H192ZM197 114V113H196ZM208 115V113H205ZM231 115H233V112L231 111L230 112ZM239 116L241 113H237ZM247 115L245 117H237V119L239 118L240 120L244 119L247 120L248 122L251 123V121L253 120V116L251 115H248V113H246ZM252 114V113H251ZM260 114V113H259ZM190 115V113H189ZM202 115V114H201ZM227 115V114H226ZM254 115V114H253ZM257 115V114H255ZM254 115V116H255ZM158 116V115H157ZM169 116V115H168ZM173 116V114H172ZM195 116V115H194ZM198 116V114L196 115ZM204 116V115H203ZM210 116V115H208ZM215 116V115H214ZM213 116V117H214ZM221 116V115H220ZM225 116V115H223ZM222 116V117H223ZM244 116V115H243ZM262 116H264V113L262 114ZM8 117V116H7ZM159 117V116H158ZM174 117V116H173ZM177 117V116H176ZM190 117V116H188ZM207 117V116H206ZM228 117V116H226ZM225 117V118H226ZM230 117V115H229ZM231 117H234L231 116ZM1 120H2V115H1ZM5 118V117H4ZM153 118V117H152ZM155 118V117H154ZM169 119L171 117H168ZM195 118V117H194ZM200 118V117H199ZM199 118H196V119H199ZM202 118V116H201ZM209 118V117H208ZM235 118V117H234ZM160 118H156V120H158V122L160 121L161 123V120H159ZM182 119V118H180ZM193 119V118H192ZM194 119V120H196ZM224 119V118H223ZM228 119V118H227ZM230 119V118H229ZM236 119V118H235ZM236 119V120H237ZM4 120V119H3ZM154 120V119H153ZM155 120V121H156ZM172 120V119H171ZM188 120V119H187ZM190 120H191V117H190ZM206 118H204V120L201 119V121H205ZM226 120V119H224ZM239 120V121H240ZM241 120V122H242ZM255 120V119H254ZM165 121V120H164ZM168 121V120H166ZM176 121V119H175ZM174 121V122H175ZM170 122V121H168ZM173 121H171V124H172ZM197 121L193 122L196 123ZM199 122V121H198ZM224 122V121H223ZM227 122L226 121V128L227 127H230L231 129L230 130H225V133H224V138L222 139L223 141L225 139H228L227 141H229V139H232V140H242V141H247V142H251V144H246L245 147H241L240 145L241 144H238L236 145V147H233V149L235 150H240L241 152H234V151H228V148L227 150H225V147H217L218 144H217V148L218 150H220V152H216V155L219 157L218 159V163L219 166H217L216 164V160L214 161L215 163L211 164L212 161L205 158H210L209 155L208 157H204L205 154H203V157L205 160H198L200 161L199 163L200 164H204L206 165V168H204L205 170L207 169L209 171V173L207 172H203V174H200L198 175V172L197 174L195 173H192L194 175H192L190 173L189 175V172L187 173V169L184 168V164H182V161L181 160H178L179 164L175 163L174 164V168H169L167 167L168 169H174L175 171H179L178 173H181L183 172L184 175H185V178H184V182L183 181H177L176 179L174 180V178L170 179V175L168 177L167 174H165L164 170L162 169L161 170V167H160V171H162L164 173L163 176H160V175H157V176H153L154 174L153 173H149L148 170V174H146L147 176L146 177V180L140 182L138 180V177L137 175H133V172H132V177H131V180H123V179H119L118 181V186H120L119 190L122 188L123 190H130V193L131 191H134L135 189H142L140 191L144 192V190L146 189H149L150 191H152L153 193V196L155 195L156 197L160 198L162 201H165L166 203H168L169 207H174V205L176 206V204H178L179 206L181 204H189L188 203H185L186 200H182L180 199V201H183V202H180L178 199L179 198H183L185 195H184V185L187 184L190 188V186H196L201 188V186H205L206 189H211L213 191H218V190H222V187L225 189H227L231 195V197L226 200H224V203H223V206L226 207L227 210H224L223 212L225 213V221L221 224H219V226L217 227V225H213V226H209L210 229L206 228V226L204 227H199L201 229V231L199 230V228L196 229V224L193 223V221H190L188 218L189 217H185L187 218V220L191 223H189V227H187L188 229H190V227H193V229L195 230V233H196V236L199 237L201 236L200 238L202 239V242H203V247L204 249L206 250V254L208 255H199V254H192V256H186L184 258H182L181 260H175V264H222L224 262V260H227V258H230L231 261H234V263H238L239 264H245V263H249V261L246 260V256L245 255H242L240 254V252H237L235 253V250L239 249V247H242L244 250L245 249H248V250H254V253L253 255H251L250 257V264H264V178H262V173L264 172V168H261L260 165L256 164L254 166L252 165H246L245 164V159L249 158V157H259V156H256V150L257 152L258 151H262V153L260 154L261 156H264V124H262L260 127H257L255 129H253V127H249L248 125L249 124H246V128L245 127H242L243 125L241 124H235V127H231L230 125L228 126L227 125ZM253 122V121H252ZM179 123H181L179 121ZM191 123V121H190ZM203 123V122H202ZM206 123V121L204 122ZM222 123V121H221ZM154 124V123H152ZM156 124H159L156 122ZM155 124V125H156ZM169 124V123H167ZM166 124V125H167ZM177 124V123H174V125ZM201 124V122H200ZM162 125H164V123H162ZM184 125V124H182ZM203 124L199 125L198 127L202 126ZM205 125V124H204ZM219 125V123H218ZM241 125V126H240ZM153 126V125H152ZM170 126V124L168 125ZM167 126V127H168ZM173 126V125H172ZM181 125L179 124V127ZM189 126V125H188ZM197 124L194 126L196 127ZM209 126V125H208ZM245 126V125H244ZM248 126V127H247ZM133 127V126H132ZM174 127V126H173ZM172 127V129H173ZM185 127H187L185 125ZM192 126H190L191 128ZM197 127V128H198ZM213 127H216V125H214ZM222 126L219 125L217 126V128H221ZM131 128V127H130ZM169 128V127H168ZM177 128H178V124H177ZM195 128V129H197ZM223 128V127H222ZM17 131H18V127L16 128ZM15 129V130H16ZM157 129V128H156ZM164 129V128H163ZM166 129V128H165ZM171 129V128H170ZM183 129H184V126H183ZM181 129V130H183ZM187 129V128H185ZM189 129V128H188ZM194 128H192L193 130ZM194 129V130H195ZM216 129V128H215ZM225 129V128H223ZM229 129V128H228ZM14 130V131H15ZM118 130V131H117ZM167 131L169 129H166ZM174 130H176V127L174 128ZM180 130V131H181ZM190 130V129H189ZM191 131V132H196V131ZM204 130V129H203ZM220 130V129H219ZM163 131V130H162ZM165 131V130H164ZM166 131V132H167ZM187 131V130H186ZM218 131V130H217ZM220 131H223V130H220ZM118 132V133H117ZM131 132V131H130ZM129 132V133H130ZM175 133L177 132L179 134L178 131H174ZM216 132V130H215ZM15 133V132H14ZM175 133H172L171 131V134L174 136ZM181 133V132H180ZM188 133V132H187ZM191 133V135L193 134ZM202 133V131H201ZM207 133V132H206ZM214 133V132H213ZM222 133V132H221ZM221 133H219V135H221ZM16 134V133H15ZM14 134V136H15ZM101 134V135H102ZM190 134V133H189ZM187 134L188 137H192L191 135ZM211 134V133H210ZM215 134V133H214ZM137 135V134H136ZM171 135V137H172ZM182 135V133H181ZM184 135V134H183ZM183 135L180 137L182 138ZM186 135V134H185ZM194 135V134H193ZM200 135V134H199ZM202 135V134H201ZM223 135V134H222ZM133 136V135H132ZM161 136V135H160ZM163 136V135H162ZM176 136V135H175ZM174 136V137H175ZM178 136V135H177ZM186 136V140L188 141V138ZM204 136V140L209 141V137L208 136ZM218 136V135H217ZM131 137V136H130ZM167 137V135H166ZM196 137V136H195ZM133 138V137H131ZM143 138V137H142ZM153 138V137H152ZM161 139H165V144H166V141H168L166 138H163L160 137ZM189 138V140H190ZM193 138V137H192ZM191 138V139H192ZM219 138V136L217 137ZM222 138V136H221ZM100 138H98L99 140ZM130 139V138H129ZM128 139V140H129ZM134 139V138H133ZM148 139V138H147ZM161 139H158V140H161ZM173 140V137L170 138ZM175 139V138H174ZM183 139L185 140V138L183 137ZM197 139V138H196ZM101 140V139H100ZM157 140V141H158ZM170 141V143H172L173 141ZM185 140V141H186ZM195 140V138H194ZM193 140V144L196 143L195 141ZM201 140V139H200ZM198 140V141H200ZM217 141V139H215ZM221 140V139H220ZM237 140V141H238ZM95 141L97 142V140L95 139ZM103 141V140H102ZM130 141V140H129ZM149 141V140H148ZM155 141V142H157ZM180 141V139H179ZM183 141V142H185ZM191 141V140H190ZM189 141V142H190ZM211 139H210V143H211ZM226 141V142H227ZM99 142V141H98ZM121 142V141H120ZM125 142V141H124ZM128 142V141H126ZM134 142V141H133ZM132 142V143H133ZM142 142V141H141ZM151 142V141H150ZM175 143L173 144H169L171 146L168 147L170 149H173L174 152L176 151H181V150H177V147L182 144H176V142H178L177 140L174 141ZM181 142V141H180ZM202 142V141H200ZM205 142V144H206ZM213 142V141H212ZM225 142V141H224ZM223 142V143H224ZM246 142V143H247ZM102 143V142H101ZM145 144V142H143ZM169 143V141H168ZM167 143V144H168ZM179 143V142H178ZM188 143V142H186ZM192 143V141H191ZM191 143H188L189 145ZM198 143V142H197ZM196 143V145H197ZM230 143V142H229ZM233 143V142H232ZM244 143V142H243ZM117 144V143H116ZM150 144V143H149ZM164 144V142H163ZM162 144V141H161V145ZM175 144V145H174ZM187 144V146H189ZM200 144V143H198ZM204 144V143H203ZM222 144V143H221ZM226 144V143H225ZM95 146V143L93 144ZM102 145V144H101ZM115 145V144H114ZM134 145V144H133ZM155 144H152V146H154ZM160 145V146H161ZM178 145V146H177ZM192 145V144H191ZM201 145V144H200ZM224 144L220 145V146H223ZM234 145V144H233ZM234 145V146H235ZM243 145V144H242ZM90 146V147H89ZM103 146V145H102ZM100 146V147H102ZM108 147V145H106ZM116 146V149H117V145ZM157 146V144H156ZM159 146V147H160ZM185 146V147H187ZM194 146V145H192ZM205 146V145H204ZM210 146V145H209ZM213 146V145H212ZM225 146V145H224ZM230 146V145H229ZM227 145V147H229ZM167 147V146H165ZM181 147V146H179ZM178 147V149H180ZM184 145L183 147L181 148H184V151H186ZM105 148V146H104ZM102 148V150H105ZM114 149V147H112ZM111 148V149H112ZM147 148V147H146ZM164 148V147H163ZM163 148H161L162 152H163ZM167 148V149H168ZM206 148V147H205ZM215 148V147H214ZM97 149V148H96ZM142 149V148H141ZM204 149V148H203ZM202 149V150H203ZM93 149H91L92 151ZM172 150V151H173ZM190 150V149H189ZM208 150V148H207ZM217 150V149H216ZM84 151V150H82ZM81 151V152H82ZM90 151V152H91ZM100 151V150H99ZM158 151V150H156ZM168 151V150H167ZM169 150V154H172ZM173 152V153H174ZM182 152V151H181ZM191 152V151H190ZM206 151H204L205 153ZM208 152V151H207ZM206 152V153H207ZM228 153L226 155H223V153ZM258 152V153H260ZM84 153V152H83ZM114 153V152H112ZM117 153V152H116ZM159 153V152H158ZM166 153V152H165ZM180 153V152H178ZM176 153V155L178 154ZM211 153V152H210ZM87 154V153H86ZM85 154V155H86ZM154 154V153H153ZM160 154V153H159ZM201 154V153H200ZM208 154V153H207ZM206 154V155H207ZM155 155V154H154ZM186 155V154H185ZM198 155V154H197ZM211 155V154H210ZM64 156V157H63ZM88 156V155H86ZM156 156V155H155ZM179 156V155H178ZM177 156V157H178ZM201 157V155H199ZM226 156V157H225ZM71 157V156H70ZM154 157V156H153ZM171 157V156H170ZM173 157V156H172ZM171 157V158H172ZM185 157V156H183ZM194 159H195V155L193 156ZM200 157H198L200 159ZM175 158V157H174ZM190 158V157H189ZM188 158V159H189ZM192 158V157H191ZM190 158V159H191ZM212 158V157H211ZM210 158V159H211ZM58 159V158H57ZM83 159V158H82ZM81 159V160H82ZM88 159V158H87ZM178 159V158H176ZM187 157L185 159V162L186 160H188ZM193 159V158H192ZM191 159V160H192ZM193 159V161H194ZM196 159H197V156H196ZM60 160V159H58ZM57 160V161H58ZM214 160V159H213ZM260 160V159H259ZM258 160V161H259ZM86 161V160H85ZM175 161V159H174ZM173 161V163H174ZM184 161V160H183ZM191 161V162H193ZM197 161V160H196ZM59 162V161H58ZM71 162V161H70ZM190 162V160H189ZM43 163V164H42ZM165 163V162H164ZM184 163V162H183ZM188 161L186 162V165H187ZM70 164V163H69ZM135 164V163H133ZM192 164V163H191ZM194 164V163H193ZM114 165V164H113ZM116 165V164H115ZM136 165V164H135ZM163 165V164H162ZM173 165V164H172ZM189 165V163H188ZM196 165V167H195ZM194 167L197 168L198 164H195ZM44 166V165H43ZM60 170L59 171H50V172H53V173H49V177H54V178H57V175L59 173H63L64 170H66L67 167H65V169L63 170L62 168V165H60ZM71 166V165H70ZM70 166L68 167L70 169ZM193 166V165H191ZM59 167V166H58ZM138 167V166H136ZM142 167V166H141ZM144 167V166H143ZM171 167V166H170ZM201 167V166H200ZM199 167V168H200ZM205 167V166H204ZM44 168V167H43ZM164 168V167H163ZM188 168V167H186ZM191 168V167H190ZM194 168V169H195ZM203 168V167H202ZM73 171H71L70 169V173L75 175L76 174V178L78 177L79 178V175H78V172L75 170L76 168H74L73 166ZM118 169V168H117ZM140 169V168H138ZM148 169V168H146ZM165 169V168H164ZM193 169V170H194ZM126 170V169H125ZM137 170V169H136ZM166 172L168 171L167 169H165ZM192 170V171H193ZM198 170V168H197ZM203 170V169H202ZM200 170V171H202ZM206 170V171H207ZM67 171V170H66ZM65 171V172H66ZM69 171V170H68ZM135 171V170H134ZM138 171V170H137ZM159 171V172H160ZM174 171V172H175ZM191 171V170H190ZM81 172V171H80ZM115 172V171H114ZM146 172V173H147ZM155 172V171H154ZM173 172V170H172ZM44 173V172H42ZM69 173V172H68ZM128 173V172H127ZM140 173V172H139ZM158 173V172H157ZM171 173V171H170ZM177 173V172H176ZM177 173V174H178ZM202 173V172H200ZM45 174V173H44ZM71 174L68 176L71 177ZM119 174V173H118ZM129 174V173H128ZM153 174V175H151ZM172 174V173H171ZM60 175V174H59ZM66 173L64 174L63 173V177L65 178L66 176ZM78 175V176H77ZM141 175V174H140ZM173 175V174H172ZM182 175V174H181ZM182 175V176H184ZM56 176V177H55ZM175 176V175H174ZM177 176V175H176ZM181 176V177H182ZM47 177H48V174H47ZM62 177V178H63ZM172 177V176H171ZM242 178V180H239L238 178ZM68 178V177H67ZM73 178V176H72ZM77 180H80L78 179ZM176 178H179V176H177ZM75 179V178H73ZM142 179V178H141ZM237 179L239 181H237ZM57 180V179H56ZM63 180V179H62ZM179 180V179H178ZM182 180V179H181ZM186 180V181H185ZM58 181V180H57ZM75 181V180H73ZM262 181V182H261ZM52 182V180H51ZM59 182V181H58ZM57 182V183H58ZM61 182L63 181H60V184ZM76 182V181H75ZM78 182V181H77ZM80 182V181H79ZM78 182V183H79ZM262 183L263 185H260L259 183ZM54 183V182H52ZM68 183V182H67ZM227 183V184H226ZM58 184V185H60ZM77 184V183H76ZM75 184V185H76ZM81 184V182L79 183V185ZM53 185V184H52ZM57 186V185H56ZM55 186V187H56ZM62 186V185H60ZM64 186H65V183H64ZM63 186V187H64ZM117 186V188H118ZM19 187V186H18ZM125 187V189H124ZM209 187V188H207ZM52 188V189H53ZM59 188L58 186L56 187V189ZM204 189V187H202ZM20 189V188H19ZM186 189V187H185ZM191 189V188H190ZM194 189V188H193ZM202 189V190H203ZM205 189V190H206ZM22 190V188H21ZM51 190V189H50ZM63 190V188H62ZM118 190V191H119ZM148 190V191H149ZM189 190V189H188ZM205 190L203 191L204 195H205ZM23 191V190H22ZM52 191V190H51ZM122 190H120V193H121ZM137 192V190H135ZM134 191V192H135ZM147 191V190H146ZM201 191V190H200ZM200 191H197L200 192ZM210 191V190H209ZM211 191V193L213 192ZM24 192V193H25ZM31 192V191H30ZM59 192H61L59 190ZM117 192V191H116ZM139 192V191H138ZM141 192V193H142ZM188 192V191H187ZM192 192V190H191ZM190 192V193H191ZM221 192V191H220ZM223 192V191H222ZM23 193V194H24ZM25 193V194H26ZM33 193V192H32ZM46 193V192H45ZM44 193V194H45ZM126 193V192H125ZM202 192H200L201 194ZM215 193V192H214ZM24 194V195H25ZM36 194V192L34 193ZM49 194V193H47ZM123 194V192L121 193ZM193 194V193H192ZM32 195V194H30ZM28 195V196H30ZM42 195H43V192H42ZM152 195V194H151ZM191 195V194H190ZM189 195V196H190ZM198 195V194H197ZM195 195V197L197 196ZM27 196V195H26ZM37 196V195H36ZM154 196V197H155ZM207 196V194H206ZM206 196H201V200L204 199L203 197H206ZM209 196V195H208ZM23 197V196H22ZM34 197V196H33ZM155 197V198H156ZM187 197V196H186ZM210 197V196H209ZM212 197V196H211ZM5 198V199H4ZM25 198V197H24ZM39 198V197H38ZM37 198V199H38ZM208 197H206L207 199ZM36 199V200H37ZM197 199V197H196ZM26 200V199H25ZM32 200V199H31ZM192 200H193V197H192ZM212 200V199H211ZM28 201V200H27ZM25 201V202H27ZM33 201V200H32ZM31 201V202H32ZM188 201V200H187ZM190 201V199H189ZM195 201V200H194ZM199 201V200H198ZM38 202V201H37ZM196 202V201H195ZM199 203V202H198ZM198 203L196 205H198ZM32 204L33 203H28V207H32ZM36 204V203H35ZM34 206L36 207L37 205ZM194 204V203H193ZM23 205V204H22ZM105 205V204H104ZM194 205V206H196ZM33 206V207H34ZM41 206V205H40ZM38 207L36 209L33 210L32 212V216L34 217L33 220L36 222L35 224L36 225V234H35V237L34 238H37V242L36 240H33V242L35 244L34 245V250L36 249L35 248V245H37V250L38 252L37 253H34L32 252L30 255H28V257L26 256V260H30V264H35V263H42L43 260H46V263L45 264H69L68 260H63V261H58V258H56L57 260L52 259L51 256H46V253H45V247H42V244L43 242L45 241V234L44 232L42 231L45 230L44 228L41 229V226L44 227L42 224H44V220H45V213H44V210L46 213L49 214V210L46 211V208L44 209V205L43 207ZM191 205H189L190 207ZM6 207V206H5ZM28 207H27V210H28ZM47 207V206H45ZM98 207V206H97ZM99 207L101 208L102 205L100 206L99 204ZM98 207V209H99ZM104 207V206H103ZM110 207V206H109ZM109 207H106L109 208ZM182 207V205L180 206V208ZM188 207V208H189ZM199 206H197L198 208ZM256 209H253L252 210V213L249 214V220L247 222H243V224L241 225V230H233L231 229V225L232 223L230 222H233L234 219H236L235 217L238 215V213L241 211V212H245L246 210L250 209V208H255ZM0 208V209H1ZM4 208V207H3ZM186 208V206H185ZM185 208H181L182 209V212L184 211L185 212ZM196 208V207H195ZM205 208V207H204ZM8 209V208H7ZM6 209V210H7ZM49 209V208H48ZM54 209V208H53ZM105 211H108L105 209V207L103 208ZM103 209L101 208V210H97L94 208V210H97V211H103ZM110 209V208H109ZM200 209V208H199ZM199 209H196L197 213L199 211ZM203 209V208H202ZM178 210V209H177ZM180 210V209H179ZM207 211V209H204ZM4 211V209H3ZM2 211V213H3ZM32 210H30L31 212ZM96 211V212H97ZM103 212L105 215H104V218H100L101 220L104 219L105 220V223H108L110 226V228L112 229L111 232H116L114 231L115 230V227H121V226H126V228L129 229V227H131L134 223H131V224H127V223H120L117 222L115 219L113 220V216L111 218L110 214H107L109 212ZM188 211V209H187ZM191 212V210H189ZM201 211V210H200ZM210 211V209H209ZM212 211V210H211ZM210 211V212H211ZM218 211V210H217ZM6 212V211H5ZM181 212V213H182ZM194 212V211H193ZM192 212V213H193ZM222 212V213H223ZM0 213H1V210H0ZM1 213V214H2ZM98 213V212H97ZM100 213V212H99ZM103 213L101 212L100 214L103 216ZM187 213V212H186ZM196 213V214H197ZM200 213V212H199ZM203 213V212H202ZM221 213V214H222ZM185 215V213H182ZM195 214V215H196ZM206 214V212H205ZM220 215V211L216 212V216L219 217ZM99 215V214H98ZM99 215V216H101ZM190 215V214H189ZM213 213H207L204 216H202V219L203 217L205 219H208V220H213L215 219ZM54 216V215H53ZM178 216V215H177ZM197 216V215H196ZM48 217V215H47ZM179 217H182V216H179ZM198 217V216H197ZM191 219V218H190ZM200 219V217H199ZM204 219V220H205ZM222 221L224 220L223 218L221 219ZM220 220V221H221ZM46 221V220H45ZM48 221V220H47ZM203 221V220H202ZM104 222V221H103ZM23 223V222H22ZM47 223V222H46ZM208 223V222H207ZM230 223V224H228ZM261 223V225H260ZM26 224V223H25ZM34 225V224H33ZM67 230H69V232L71 233H77L79 234L78 236L81 237V239H86L87 238V234H89L90 238L93 237L95 238L96 233L94 232H91V233H87V230H85L84 228H82L79 224H77L76 222H67L65 223ZM22 228L24 227L23 225H21ZM20 226V227H21ZM27 226V225H26ZM234 226V225H233ZM119 227V228H120ZM180 227V226H179ZM57 228V227H56ZM64 228V227H63ZM109 228V229H110ZM122 228V227H121ZM120 228V229H121ZM58 229V228H57ZM56 229V230H57ZM62 229V228H61ZM61 229H58V230H61ZM110 229V230H111ZM53 232H55V235H57L58 233H56V231H54V229H52ZM50 230V231H52ZM66 230V229H65ZM64 230V231H65ZM119 230V229H118ZM31 232L32 229L30 230ZM63 231V230H62ZM176 231V230H175ZM182 231V230H181ZM189 231V230H187ZM28 232V233H27ZM27 232H24L26 233V235L30 234L31 232L27 231ZM61 232V231H60ZM66 232V231H65ZM52 233V232H51ZM120 233V232H119ZM172 233V232H171ZM174 233V232H173ZM181 233V237L182 239H187L189 237V235L185 233V232H179ZM193 233V232H192ZM190 233V234H192ZM50 234V233H49ZM48 234V235H49ZM61 234V233H59ZM178 234V233H177ZM33 234H31V236H33ZM54 235V234H53ZM114 236H117L118 234H113ZM193 235V234H192ZM199 235V236H198ZM25 236V234H24ZM30 236V237H31ZM52 236V235H51ZM61 236V235H60ZM64 234L62 235V238H63ZM66 236V235H65ZM64 236V237H65ZM175 234H173L172 237H174ZM180 236V235H179ZM26 237V236H25ZM24 237V238H25ZM54 237V236H53ZM53 237L51 239H53ZM57 237V236H55ZM86 237V238H85ZM102 237V236H101ZM118 237V236H117ZM150 237V240H151V236L149 235ZM178 237V235H177ZM195 237V236H194ZM28 238V237H27ZM32 238V237H31ZM32 238V239H34ZM47 238V237H46ZM49 238V237H48ZM61 238V237H60ZM59 238V239H60ZM89 238V237H88ZM179 238V237H178ZM17 239V238H16ZM22 239V238H21ZM57 238H55L56 240ZM58 239V241H59ZM120 239V238H119ZM153 239V238H152ZM169 239V238H168ZM172 239V238H170ZM175 240V238H173ZM181 239V238H180ZM179 239V240H180ZM192 239V238H191ZM199 240V238H197ZM213 239V240H211ZM46 240H50V239H46ZM54 240V241H55ZM63 240V239H62ZM67 240V239H65ZM122 240V238H121ZM119 240V241H121ZM149 240V241H150ZM161 240H164V238L162 239L161 237ZM160 240V241H161ZM190 240V239H189ZM211 240V241H210ZM57 241V242H58ZM148 241V242H149ZM178 241V240H177ZM181 241V240H180ZM188 241V239H187ZM197 241L194 239V241H192L193 243ZM16 242V241H15ZM18 242V241H17ZM16 242V243H17ZM49 241H47L46 243H48ZM61 242V241H59ZM147 242V243H148ZM151 242V241H150ZM149 242V243H150ZM191 242V241H190ZM191 242V243H192ZM63 243V242H62ZM65 243V242H64ZM145 243L144 245L147 246L148 244ZM154 243V242H153ZM152 243V245H153ZM166 245L168 244L167 242H165ZM175 243V242H174ZM147 244V245H146ZM156 244V243H155ZM154 244V245H155ZM176 244V243H175ZM178 244V243H177ZM195 244V243H194ZM150 245V244H149ZM184 245V243H183ZM182 245V246H183ZM45 246V243L44 245ZM176 246V245H175ZM179 246L180 248L182 247L181 246V243H179ZM33 247V246H32ZM53 247V246H52ZM55 248V247H54ZM53 248V249H54ZM150 248V247H149ZM155 248V247H154ZM31 249V248H30ZM42 249V250H41ZM44 249V250H43ZM48 249V248H47ZM46 249V251H48ZM51 249V248H50ZM124 249V248H123ZM174 249V248H173ZM32 250V249H31ZM125 250V249H124ZM124 250H122L124 252ZM44 251V252H43ZM51 251V250H50ZM50 251L48 253H50ZM152 251V249H151ZM150 251V252H151ZM239 251V250H238ZM29 252V251H28ZM36 252V250H35ZM57 251H53V253H55ZM126 252V251H125ZM124 252V254H125ZM172 252V251H171ZM30 253V252H29ZM37 254V255H34V254ZM45 253V255H44ZM59 253V252H58ZM57 253V254H58ZM63 253V251H62ZM140 253V252H139ZM149 253V252H148ZM152 253V252H151ZM243 253V252H242ZM252 253V252H251ZM250 253V254H251ZM61 254V252L59 253ZM127 254V253H126ZM143 254V253H142ZM141 254V255H142ZM145 254H147L145 252ZM205 254V253H204ZM48 255V254H47ZM173 255V254H171ZM64 256V255H63ZM66 256V255H65ZM64 256V258H65ZM114 256V255H113ZM121 256V255H119ZM122 256H125V261L127 264H130V262L132 261V258L131 256L132 255H122ZM156 256V255H155ZM155 256H149L148 260H147V263L149 261V259H151V261L153 260V262L151 264H167V259H162L160 261H156L155 260ZM15 257V256H13ZM51 257V258H50ZM115 259H116V256H114ZM136 259L135 260H140L142 261V258L141 256L137 257L135 256ZM148 257V255H147ZM62 258V256H61ZM61 258H59V260H61ZM117 258H120L117 256ZM157 258V256H156ZM14 259V258H13ZM25 259V258H23ZM106 264H120L121 263V258L120 260L119 259H113V257H111L110 255L108 257H106ZM144 259V258H143ZM9 260V259H8ZM25 260V262H27ZM120 261V262H116V261ZM145 260V261H146ZM240 260V261H239ZM14 261V260H13ZM12 261V262H13ZM18 261V260H17ZM228 261V260H227ZM5 262V261H4ZM3 262V263H4ZM133 262V261H132ZM137 262V261H135ZM16 263V262H15ZM20 263H22V261H20ZM19 263V264H20ZM29 263V262H28ZM27 263V264H28ZM125 263V264H126ZM134 263V262H133ZM7 264V263H5ZM17 264V263H16ZM26 264V263H25ZM122 264V263H121Z\"/></svg>",
	"mask_w": 264,
	"mask_h": 264
}]
</instances>
